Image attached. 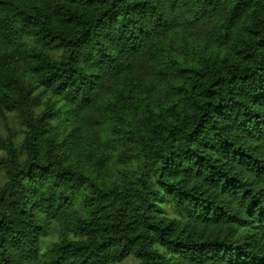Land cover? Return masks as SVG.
<instances>
[{"label":"trees","instance_id":"trees-1","mask_svg":"<svg viewBox=\"0 0 264 264\" xmlns=\"http://www.w3.org/2000/svg\"><path fill=\"white\" fill-rule=\"evenodd\" d=\"M0 120V264L264 261V0H0Z\"/></svg>","mask_w":264,"mask_h":264},{"label":"rangeland","instance_id":"rangeland-1","mask_svg":"<svg viewBox=\"0 0 264 264\" xmlns=\"http://www.w3.org/2000/svg\"><path fill=\"white\" fill-rule=\"evenodd\" d=\"M3 121L0 120V128L3 130ZM4 133V132H3ZM1 154V153H0ZM4 178L2 174L0 173V186L3 184ZM58 229L55 227H52V229L47 233L45 237H43L41 241V250L46 251L52 247V245L57 241L58 234H57ZM122 264H137V262L133 259H127L124 261Z\"/></svg>","mask_w":264,"mask_h":264},{"label":"clouds","instance_id":"clouds-1","mask_svg":"<svg viewBox=\"0 0 264 264\" xmlns=\"http://www.w3.org/2000/svg\"><path fill=\"white\" fill-rule=\"evenodd\" d=\"M261 264H264V261H262Z\"/></svg>","mask_w":264,"mask_h":264}]
</instances>
